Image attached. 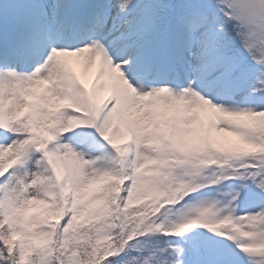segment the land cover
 Instances as JSON below:
<instances>
[{
    "label": "snow or ice",
    "instance_id": "snow-or-ice-1",
    "mask_svg": "<svg viewBox=\"0 0 264 264\" xmlns=\"http://www.w3.org/2000/svg\"><path fill=\"white\" fill-rule=\"evenodd\" d=\"M0 264H264V0H0Z\"/></svg>",
    "mask_w": 264,
    "mask_h": 264
},
{
    "label": "rangeland",
    "instance_id": "rangeland-1",
    "mask_svg": "<svg viewBox=\"0 0 264 264\" xmlns=\"http://www.w3.org/2000/svg\"><path fill=\"white\" fill-rule=\"evenodd\" d=\"M74 66L77 68V70H79V64L75 62V60L73 61Z\"/></svg>",
    "mask_w": 264,
    "mask_h": 264
}]
</instances>
